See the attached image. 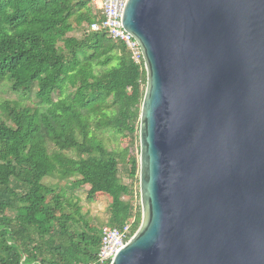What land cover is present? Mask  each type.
Returning a JSON list of instances; mask_svg holds the SVG:
<instances>
[{
	"label": "water",
	"instance_id": "95a60500",
	"mask_svg": "<svg viewBox=\"0 0 264 264\" xmlns=\"http://www.w3.org/2000/svg\"><path fill=\"white\" fill-rule=\"evenodd\" d=\"M122 24L142 222L110 264H264V0H126Z\"/></svg>",
	"mask_w": 264,
	"mask_h": 264
},
{
	"label": "trees",
	"instance_id": "16d2710c",
	"mask_svg": "<svg viewBox=\"0 0 264 264\" xmlns=\"http://www.w3.org/2000/svg\"><path fill=\"white\" fill-rule=\"evenodd\" d=\"M93 1L0 0V82L20 95L1 104L0 264L97 262L105 226L141 225L145 63L91 28L104 18ZM32 93L39 106L22 103ZM83 186L89 200L107 198V221L85 211Z\"/></svg>",
	"mask_w": 264,
	"mask_h": 264
},
{
	"label": "built area",
	"instance_id": "2783aa9c",
	"mask_svg": "<svg viewBox=\"0 0 264 264\" xmlns=\"http://www.w3.org/2000/svg\"><path fill=\"white\" fill-rule=\"evenodd\" d=\"M125 2L126 0H94V6L101 11L104 18L101 21L93 22L91 28L106 30L112 38L120 40L126 45L135 61L141 62L144 61L142 48L137 39L122 24ZM131 237V222H127L122 228L105 226L98 261L88 264L111 262L117 251Z\"/></svg>",
	"mask_w": 264,
	"mask_h": 264
},
{
	"label": "rangeland",
	"instance_id": "374dc122",
	"mask_svg": "<svg viewBox=\"0 0 264 264\" xmlns=\"http://www.w3.org/2000/svg\"><path fill=\"white\" fill-rule=\"evenodd\" d=\"M70 35H76L78 37H81L82 31L76 30L74 32H71ZM24 98V97H23ZM21 98V99H23ZM17 100L20 99V95L18 93H15L10 88V83L6 80L0 82V117H3V109L1 107V104L6 100ZM22 102V101H21ZM31 106H39V101L36 98L35 94L32 93L31 96H29L27 99L24 98V101L22 103H26ZM99 134H101L105 140L108 143L109 147H114L116 145L121 146V138L119 136H116L114 132L111 130L106 131H100ZM46 181H60L58 179L54 178H46ZM60 183L62 185H66L69 188V191L73 189L71 186H69V183L67 180H61ZM86 189L87 186L83 187H77L75 188V192L81 197V202L84 205L85 211L89 212L90 215L97 217L100 221H107L108 217V210H109V203L107 198L102 199H95V200H89L86 195Z\"/></svg>",
	"mask_w": 264,
	"mask_h": 264
},
{
	"label": "clouds",
	"instance_id": "9594fccd",
	"mask_svg": "<svg viewBox=\"0 0 264 264\" xmlns=\"http://www.w3.org/2000/svg\"><path fill=\"white\" fill-rule=\"evenodd\" d=\"M111 263V262H110Z\"/></svg>",
	"mask_w": 264,
	"mask_h": 264
}]
</instances>
